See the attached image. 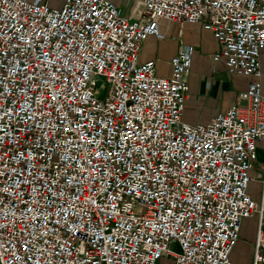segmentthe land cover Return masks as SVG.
<instances>
[{
    "label": "built area",
    "instance_id": "1",
    "mask_svg": "<svg viewBox=\"0 0 264 264\" xmlns=\"http://www.w3.org/2000/svg\"><path fill=\"white\" fill-rule=\"evenodd\" d=\"M135 2L0 0V264H233L255 216L264 264V0ZM174 24L251 78L205 123L183 119L194 45L166 77L139 59Z\"/></svg>",
    "mask_w": 264,
    "mask_h": 264
},
{
    "label": "crops",
    "instance_id": "2",
    "mask_svg": "<svg viewBox=\"0 0 264 264\" xmlns=\"http://www.w3.org/2000/svg\"><path fill=\"white\" fill-rule=\"evenodd\" d=\"M36 3L56 5L62 0H30ZM122 15L135 17L139 12V4L135 0H112ZM171 36L165 40L150 37L140 48V61L154 60L157 64V74L162 77L171 73L170 61L187 45H194L196 51L189 80V99L186 102L184 121L195 124L208 122L218 112H226L236 100L237 96L230 95V85L214 77L215 69L221 64L213 63L212 55L219 50L213 34L206 31L201 24H186L182 28L178 25L170 27ZM155 43L156 46L152 47ZM222 69H225L221 65ZM256 166L252 170L254 172ZM260 170V169H259ZM249 193L257 202L261 201L262 184L260 180H253L249 186ZM258 218H248L243 221L240 239L231 254L233 264H253Z\"/></svg>",
    "mask_w": 264,
    "mask_h": 264
},
{
    "label": "rangeland",
    "instance_id": "3",
    "mask_svg": "<svg viewBox=\"0 0 264 264\" xmlns=\"http://www.w3.org/2000/svg\"><path fill=\"white\" fill-rule=\"evenodd\" d=\"M156 46L155 43L152 44V47ZM263 77L260 80V83L262 85V92L264 95V50H263ZM214 77L220 79L226 84L230 85V95L237 96L240 92H244L248 89L249 82L251 81L250 77H244V76H231L228 74V72L225 69L221 68V65L218 66L215 69ZM257 158L258 162L256 163V170H254L255 173H257L260 169V164L264 159V144L258 145V152H257ZM252 173V172H251ZM253 175V174H252ZM173 249L175 251H178L177 246H173ZM158 264H172V261L168 258H163Z\"/></svg>",
    "mask_w": 264,
    "mask_h": 264
}]
</instances>
